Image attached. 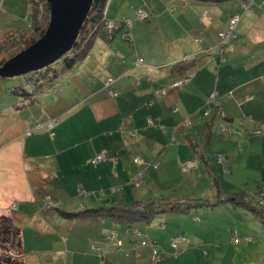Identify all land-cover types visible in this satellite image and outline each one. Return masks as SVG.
Returning a JSON list of instances; mask_svg holds the SVG:
<instances>
[{"label": "crops", "instance_id": "1", "mask_svg": "<svg viewBox=\"0 0 264 264\" xmlns=\"http://www.w3.org/2000/svg\"><path fill=\"white\" fill-rule=\"evenodd\" d=\"M117 1L122 8L113 10L116 21H112L120 26L115 35L125 28L126 37L130 40L135 36L129 29L133 28L132 22L123 7V0ZM253 4L256 11L244 14L242 6L236 5L229 15L230 18L234 15L243 18L223 55L215 53L221 43L220 32L228 29V20H223L224 24L220 25L222 6L192 7L185 2L184 9L190 11L191 18L180 22L161 18L166 14L159 13L151 5L139 7L138 10L153 13L145 26H137V38L141 44L138 48L145 49L149 64L140 58L143 60L141 66L137 67L138 60H135L134 64L126 67L125 62H120L123 58L118 57L123 54L113 55L104 47V53L97 56L92 50L82 63L88 67L87 63L92 62V58L96 66L91 63L92 71L82 72L86 75L87 89L82 92L81 101L72 102L74 104L65 109L60 108L58 113L57 109L54 111L56 103L44 101L36 114L33 112L29 119L23 118V127L13 132V141L5 148L6 155L15 164L13 168L0 170V183L4 177V182H10L6 186H13L9 188L8 195L2 194L3 185H0V216H10L11 204L19 203L15 213L18 223L24 222L23 229L31 228L40 233L42 241L49 239L52 245L47 248L46 242L41 243L46 247L41 251L53 252L55 255L51 257L56 264H104L105 257H100L99 249L106 253L109 246L96 247L94 244L103 241L106 231L113 233L109 241L115 240L116 235L122 238L118 242H122L128 251L135 250L129 239L136 244L135 238L141 235L143 238L144 234L151 244L162 250L163 259L167 258L163 260L161 257V262L157 261L160 264H201L210 259V252H220V239L223 237L218 231L224 227L215 225L212 218L218 219L216 216L221 210L228 214V203L233 204V209L240 207L235 202L238 195L245 194L248 200H253L254 194L241 192V188L224 191L220 187L222 182L215 176L213 154L227 156L229 174L234 182L237 181L233 178L237 177L252 178L246 173L238 175L239 167L249 170L251 164L255 170L264 168V137L245 136L239 143L236 131L232 130L231 134L220 132L219 135L211 128L217 117L232 124L230 126L242 122L249 127L254 124L253 117L262 110L264 112V0H254ZM111 6L112 0L107 17ZM125 18L128 19L126 24ZM154 22L157 27L164 28V33L159 34L156 41H152L150 33L144 31L151 28L148 23ZM100 62L113 65L101 69L98 67ZM187 77L192 78L187 86L174 88L176 82ZM110 79L114 82L107 89L118 93L117 97L106 93V81ZM213 90L218 91L220 102L211 126L203 124L201 132L198 133L197 129L196 133L194 129L202 124L203 119L190 117L185 121V125L191 121L190 128L178 127L181 120H187L184 108L201 112ZM158 91L159 94L155 95ZM46 97L52 96L46 94ZM33 118L39 120L36 123H41L43 130L51 132L42 133L41 129L29 137L36 124L32 125ZM50 122L54 124L52 130L49 129ZM161 126L166 129L163 131ZM102 152L107 154V159L98 166L91 165L90 160ZM195 158L200 162L198 167L207 168L210 176H215L208 190H199L201 175L186 168ZM137 159L143 163H136ZM151 162H158L159 169L142 172L139 165L149 168ZM192 199L202 203L196 207L195 213L187 207ZM133 202L151 203L153 210L166 204L178 209L156 214L152 219L155 221L146 229L140 227L142 232L135 231L133 236L132 229L108 216L85 214L65 218L62 215V212L75 215ZM197 213L204 218L199 220L198 216L195 217ZM149 230L155 237L149 235ZM177 237L186 241L179 244L181 256L176 259L172 255L171 243ZM217 242L219 244L216 245ZM205 248L209 249L207 256L202 252ZM136 250H143V256L127 259L121 255L114 262L151 263L150 248ZM27 264L42 262L31 260Z\"/></svg>", "mask_w": 264, "mask_h": 264}, {"label": "rangeland", "instance_id": "2", "mask_svg": "<svg viewBox=\"0 0 264 264\" xmlns=\"http://www.w3.org/2000/svg\"><path fill=\"white\" fill-rule=\"evenodd\" d=\"M33 0H0V68L4 66L7 62H9L11 59L19 55L17 51L22 47V44L18 41L20 40V34L19 31H23L21 34H26V36L33 38L32 31H28L29 26H31L32 22V16H33ZM111 4V0H109ZM216 1V0H214ZM211 0H123L122 4L124 9L127 10V15L129 19L132 22L133 28L129 27V29L133 32L135 35L134 38L128 39L127 36V29H123L120 32L115 35V39L112 42H105V41H97L95 46H93L92 50H94L93 54L100 56V54L104 53L103 49L104 47L107 48L112 54H123L122 56L118 55L119 58H123L120 60L121 64L125 62L126 67H129V64H134L135 60H139L140 58L148 61L149 64V58H147V54H145V49L138 48L141 47L140 42L138 41L137 36V26L140 28L145 26V21L142 23L137 16L136 12L138 11L139 7H146L147 5H151L153 8H156L159 13L166 14L165 17H161L163 19H172L174 21L180 22L181 20L191 18V13L187 9H184L183 3L187 2L189 6L192 7H201L204 5H220L224 8V10L221 12L222 14V20L220 19V25H223V20H228V26L230 24V21L232 18L236 17L235 15L231 18L229 15L232 13L234 7L236 5L242 6V11L244 14H249V12L255 10L254 4H252L250 7L249 0H220V2H214ZM254 2V0H252ZM39 5V4H38ZM111 12L109 17H107L109 8L107 10L106 17L108 20L112 21L114 19V9L115 11H118L122 8L121 3H119L117 0H112V6H111ZM254 7V8H253ZM41 6H37V9H40ZM192 10V9H190ZM264 12V9H262ZM149 11V10H148ZM204 11L205 10H200ZM38 12V10H37ZM202 12V13H204ZM152 13V12H151ZM201 13V14H202ZM208 13V12H207ZM153 14V13H152ZM197 14H199L197 12ZM200 14V15H201ZM37 15V14H36ZM202 16V15H201ZM262 16V15H261ZM241 20H242V16ZM205 18L208 19L207 16ZM154 19V17H153ZM121 20V19H120ZM119 20V21H120ZM123 20V19H122ZM121 20V21H122ZM116 21V20H115ZM137 21H140L138 23ZM128 22V19L125 18V24ZM151 25V28L149 30H144L145 32L150 33V39L152 41L159 40V34L164 33V28H159L155 24L148 23ZM117 28H120L119 23L117 25ZM31 30V29H29ZM143 31V30H141ZM14 34L15 36L10 34ZM131 35V33L129 34ZM149 36V35H148ZM26 37V39H29ZM158 43V42H157ZM9 45V46H8ZM113 59V58H112ZM112 59H109V61H112ZM91 61H88V67L86 65H83L81 62L80 66L72 71V70H61L59 73V83H56V87H52L54 89H49L46 87L47 94H51L52 97H46V94L39 93L38 96H35L33 98H26L23 96H16L15 94H12V91L15 90V87H30L29 89L33 88L32 84L29 86L28 81L31 78V75L28 74L26 76H14L12 78H0V170H5L7 168H13L15 162L10 161V158L6 155L7 148L11 142L12 134L16 129L20 130L23 125L21 124L24 120L23 118L29 119V116L33 114V112L36 114L38 110H40V104H42L44 101H50L56 103V107L54 111L57 109V113L60 112V108H66L69 105H72L74 103L72 102H78L81 101L83 94L82 92L87 89L86 84V75L84 74L89 73V71H92V68L90 66L91 63L94 64V60L91 58ZM185 60L181 61L184 62ZM101 63V64H100ZM99 66L101 69L104 67L111 68L113 64H108L107 62H100ZM62 67H59L58 69L63 68V64H61ZM94 66H96L94 64ZM119 66H116L114 68H118ZM53 71H50V75ZM93 73V72H92ZM137 74V71H135ZM49 80L48 77H43L42 82H45ZM181 81V80H180ZM108 82V81H106ZM47 84V82H46ZM175 85V84H174ZM188 85V84H187ZM185 85V86H187ZM48 86V85H45ZM48 88V89H47ZM175 90V89H174ZM19 93V92H18ZM159 94V91L155 93V95ZM92 95V93H91ZM81 97V98H80ZM88 96L85 97L87 99ZM220 97L217 90H213L210 93L209 98L207 99V102L205 101V106L201 112H197V110H192L191 108H184L185 109V116L186 119H183L179 122L178 127H183L184 129H188L191 126V121L189 120L190 124L185 125V121H188L190 117H193V119H199L200 117L203 119L202 124L195 128L194 131L197 133V129L199 130L198 133H200V129H202L203 124L206 125V127L211 126L213 123V116L215 114V111L219 107ZM72 103V104H71ZM20 106V107H18ZM191 109V110H190ZM219 111V110H218ZM190 114H192L190 116ZM254 124L247 127L242 122L230 126L232 124H228L224 120L221 121L220 117H217L212 125L213 132L218 133L220 135V132L223 134V132H227L228 134L233 133L232 130L236 131L237 135L239 136V143L242 142L243 138L245 136H251V137H264V112L263 110L253 117ZM32 125L38 122V119L33 118ZM194 122V121H193ZM52 123V122H50ZM41 124V123H36ZM34 125V126H35ZM42 125V124H41ZM33 126V127H34ZM161 129L164 131L166 128L164 126H161ZM207 129V128H204ZM229 129V130H228ZM228 130V131H227ZM41 131V130H40ZM39 131V132H40ZM42 133L51 132L48 131V129H42ZM38 133V132H37ZM199 138L197 139V141ZM5 149V150H4ZM216 152H219V150H216ZM197 158V157H196ZM195 158V160H196ZM214 162L216 172L215 176L218 178L222 183L220 185L221 188H223L226 192L236 191L241 188V192L245 191L247 193L254 194L253 195V202L256 206L260 207L259 203L255 201L256 197L255 194H258L260 192H264V168L255 170L256 168L249 165V170H243L241 167L238 168V171L236 172L238 175H243L246 173L249 177L251 176V179H241L237 177L238 179H234L237 182L232 181V178L230 177V169L227 166V156L220 155L214 153L213 157L211 158ZM200 164V162H199ZM200 165H196L195 168H193L189 172L197 171V174L201 175V181L202 185L198 188L199 190L202 189H210L211 182L214 181V177H211L208 173V169L204 167H198ZM140 168H142V172H145V170H153L154 168L145 167L139 165ZM159 169V168H158ZM156 169V170H158ZM146 173V172H145ZM261 173H263L261 176ZM173 174V171H172ZM3 179H6L2 177V181L0 183L1 186V192L2 194H8L9 188L13 186H6L10 182L6 183ZM136 180V179H135ZM243 181V182H242ZM242 182V183H241ZM247 184H244V183ZM241 183V185H240ZM234 185V186H232ZM6 186V187H4ZM231 187V189H230ZM189 205L187 207L190 209V211H194L196 207L202 203H200V200L192 199L189 201ZM19 204V203H18ZM20 205V204H19ZM229 208L228 214H226L223 210L220 211V214L217 215V218H212L213 223L215 225L223 226V230L220 232L218 231L216 226H212L211 228L214 230H217L223 238L220 239V252L213 251L209 253L210 259L208 261H204L201 264H264V220L257 217V215L251 211H249L246 208L235 206L236 209H233L234 206L231 203L227 204ZM12 204L9 208L10 212L14 215L16 212L11 210ZM66 210V208L64 209ZM76 211V210H74ZM73 211V212H74ZM70 212V211H67ZM195 213V211H194ZM168 216V215H167ZM198 216L199 220H202L204 218L201 213L195 214V217ZM17 218V216H16ZM154 220H151L148 223L139 224L137 228H132V234L135 231L142 232V229H146L147 225L151 224ZM18 223V221H17ZM157 223H160V219L157 220ZM23 231V243H24V252L25 256L28 257V261L25 260L26 264L30 262L31 260L35 261H41L42 264H56L55 259L51 257L52 255H55L53 252H43V248H46L43 244V242H46L47 248H50L52 244H49V239H44L42 241L41 234L38 232H35L31 228L23 229L24 222L18 223ZM245 231V233H243ZM149 235L151 237H155L153 232L149 230ZM237 234V241L238 242H231L232 237L234 238ZM247 235V236H246ZM89 236V235H88ZM84 236V237H88ZM110 236H113V233L111 231H106L104 233L103 241L99 244L96 243L94 246L96 247H103L104 245L109 246V248L106 250V253L100 250V257H105L104 264H116L114 261H116V258L121 256H124L127 259L131 258H139L141 257V254L143 256V250H133L128 251L121 245H116V243L122 239L119 236L116 235V239L109 241ZM139 236V235H138ZM247 237V238H246ZM249 238H251L249 240ZM109 239V240H108ZM137 239L136 244H141L143 241L148 244V247H144L145 250H148L149 244L151 243L147 237L142 235L140 237H136ZM42 241V242H40ZM26 243V244H25ZM219 244L218 242L216 245ZM218 247V246H217ZM97 249V248H95ZM199 249V248H197ZM174 254H172L176 259L180 258L181 254H179L178 248L172 249ZM200 250V249H199ZM3 250L0 249V253H2ZM72 253V250H70ZM207 251L209 252L208 248H205L202 250L203 254H206ZM108 254H114L116 256L110 257ZM208 254H206L207 256ZM160 256L163 259V252L160 250ZM211 256H213L211 258ZM73 255L70 254V258H72ZM166 257H164L165 259ZM163 259V260H164ZM167 259V258H166ZM162 260V261H163ZM150 264H160L159 262H154V255L152 252V255L150 256ZM154 262V263H153ZM198 264V263H197ZM200 264V263H199Z\"/></svg>", "mask_w": 264, "mask_h": 264}, {"label": "trees", "instance_id": "3", "mask_svg": "<svg viewBox=\"0 0 264 264\" xmlns=\"http://www.w3.org/2000/svg\"><path fill=\"white\" fill-rule=\"evenodd\" d=\"M109 2H110L109 0H94V4L90 16L86 21L73 50L69 52L61 60L50 65L48 68L41 70L39 72L30 73L31 78L28 81V83H30L28 85L29 86H31V84L33 85L32 86L33 88H31V90L29 89L30 87L27 88L26 87L24 88V86L20 88L15 87L14 88L15 90L12 91V94H15L16 96L18 95L23 96L26 98H33L35 96H38L39 93L47 94L46 87H48L49 89H54L52 87L54 86L56 87L57 86L56 83H59V78H60L59 73L61 72V70L62 71L76 70L80 66L81 62H83L84 59L92 51V48L98 39L110 42L116 34L117 25L113 30L107 27L106 22L108 19L104 15V11ZM32 3H33L32 22L30 24L31 26H29L28 29L26 30L32 31V34L34 35L33 38H30L31 36L28 37L26 36V34H23L22 36L21 33L23 31L18 32L20 34V40L18 41L22 44V47L17 51L18 53H22L23 51L27 50L32 45L37 43L45 35L50 24L51 9L47 0H33ZM38 4L41 6L40 9H37V6H39ZM150 15H151L150 17L151 19L152 14L150 13ZM11 35L15 36L12 33L8 36ZM26 37H28L29 39H26ZM61 64H63V68L58 69L59 67H62ZM50 71H53L51 75H50ZM43 77H48L49 80L42 82ZM52 125H53L52 128H49L51 130L54 128L53 123ZM37 126L38 125H35L33 130H31V132L29 133V137L35 135L43 128L42 127L41 129H37ZM155 165L157 167H155ZM148 166L157 169L160 167V164L158 162H153V163L151 162ZM235 202L238 203L240 206L248 209L249 211L255 213L257 217L264 220V208L262 206L260 207L256 206L252 199L250 200L247 199V196L245 194H241L235 197ZM169 205L170 204H166L165 206L158 208L157 210H153V205L151 203L133 202L130 204H116L107 209L86 210L87 212H82L75 215L66 214L65 212L62 211L61 212L65 218H73L76 216L82 217L85 214L91 216L93 215L108 216L111 217L114 221L118 222L119 224H123L127 226V229H132V228H137L138 227L137 225L141 223L150 222V220H152L156 214H165L168 212H174L178 209L177 206H169ZM52 208L55 209V207ZM133 235L136 234H132V236ZM129 240L131 242L130 244H134L135 250L136 248H144L141 246V244L137 245L131 239ZM151 245L152 244L150 243L149 248L152 255L153 248ZM125 247L127 248V246ZM146 247H148V244ZM0 249L3 250L2 253H0V264H26L24 243H23V231L19 226V224L17 223L16 216H14L13 214H11L10 216H6V215L0 216Z\"/></svg>", "mask_w": 264, "mask_h": 264}, {"label": "water", "instance_id": "4", "mask_svg": "<svg viewBox=\"0 0 264 264\" xmlns=\"http://www.w3.org/2000/svg\"><path fill=\"white\" fill-rule=\"evenodd\" d=\"M51 20L45 35L0 69V77L12 78L39 72L71 52L88 20L94 0H47Z\"/></svg>", "mask_w": 264, "mask_h": 264}, {"label": "built area", "instance_id": "5", "mask_svg": "<svg viewBox=\"0 0 264 264\" xmlns=\"http://www.w3.org/2000/svg\"><path fill=\"white\" fill-rule=\"evenodd\" d=\"M253 3L254 2L252 0H249V5L248 6L250 7ZM108 8H109V4L105 8V11H104V15L105 16L107 14ZM136 16L141 21L149 20L150 17H151V15H150V13L148 11L141 10V9L136 12ZM204 16H207V14L205 13ZM240 22H241V17L240 16L234 17L233 19H231L228 29L225 30V31H222L219 34L220 39H221V43H220V46H218V48L215 50L216 51L215 53L217 55H223L224 52L227 50V47H228V44H229L230 40L235 37V31H236V28H237V26H238V24ZM106 24H107V27L109 29H112V30L115 29L116 22L107 20ZM211 51L212 50H210L208 52L210 53ZM142 64H143V60L142 59H139L136 62V66L137 67L138 66H141ZM191 81H192V78H190V77L184 78L181 81L176 82L175 85H174V88L175 89L183 88V87H185V85L189 84ZM113 82H114L113 79H110L106 83V85H105L106 86V93L109 96H111V97H117L118 94L116 92L109 91L107 89V87L110 85V83H113ZM52 126H53L52 123H49V127L52 128ZM42 127H43L42 125H38L37 126V129H41ZM106 159H107V154L105 152H102L101 154L97 155L94 159L90 160V163L96 166L99 163L104 162ZM136 162L139 163V164H142L143 163L142 160H139V159H137ZM198 162H199L198 159H196L195 161L190 162L189 164H187L186 168L187 169H193V168H195L196 165H198ZM155 167H157V166L155 165ZM255 197H256L255 201L258 202L259 205L264 208V192H260L258 194H255ZM13 210H17V207L14 206L13 207ZM250 239L251 238H249V240ZM185 241H186V239L181 238V237L175 238L172 241V243H171L172 249H177L178 246H179V244L181 242H185ZM233 242H235V243L238 242L236 235L233 238ZM116 245L123 246V243L122 242H118V243H116ZM141 246L142 247H146L147 246V243L146 242H142L141 243ZM151 246L153 248L154 260H155V262H157V261H159L161 259V256H160V248L157 247L155 244H152Z\"/></svg>", "mask_w": 264, "mask_h": 264}, {"label": "clouds", "instance_id": "6", "mask_svg": "<svg viewBox=\"0 0 264 264\" xmlns=\"http://www.w3.org/2000/svg\"><path fill=\"white\" fill-rule=\"evenodd\" d=\"M220 33H221V32H220ZM14 206L17 207V210H13V207H14ZM18 208H19V205H18V204H14V205L12 206L11 210L14 211V212H17V211H18ZM160 260H161V259H160Z\"/></svg>", "mask_w": 264, "mask_h": 264}, {"label": "bare ground", "instance_id": "7", "mask_svg": "<svg viewBox=\"0 0 264 264\" xmlns=\"http://www.w3.org/2000/svg\"><path fill=\"white\" fill-rule=\"evenodd\" d=\"M117 24V23H116Z\"/></svg>", "mask_w": 264, "mask_h": 264}]
</instances>
